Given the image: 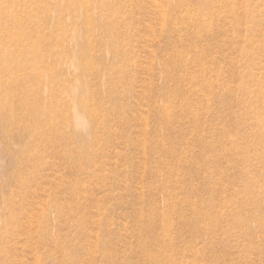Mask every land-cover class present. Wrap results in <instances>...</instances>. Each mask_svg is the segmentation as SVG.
Wrapping results in <instances>:
<instances>
[{
  "label": "rangeland",
  "instance_id": "rangeland-1",
  "mask_svg": "<svg viewBox=\"0 0 264 264\" xmlns=\"http://www.w3.org/2000/svg\"><path fill=\"white\" fill-rule=\"evenodd\" d=\"M0 264H264V0H0Z\"/></svg>",
  "mask_w": 264,
  "mask_h": 264
}]
</instances>
